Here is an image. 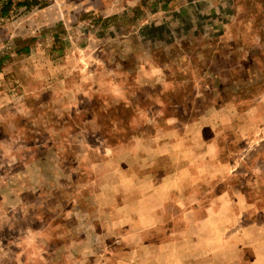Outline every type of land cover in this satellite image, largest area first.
Wrapping results in <instances>:
<instances>
[{"label": "rangeland", "instance_id": "374dc122", "mask_svg": "<svg viewBox=\"0 0 264 264\" xmlns=\"http://www.w3.org/2000/svg\"><path fill=\"white\" fill-rule=\"evenodd\" d=\"M40 2L0 19V264H264V0Z\"/></svg>", "mask_w": 264, "mask_h": 264}, {"label": "trees", "instance_id": "16d2710c", "mask_svg": "<svg viewBox=\"0 0 264 264\" xmlns=\"http://www.w3.org/2000/svg\"><path fill=\"white\" fill-rule=\"evenodd\" d=\"M14 0H0V18L8 15L11 7L13 6ZM15 5L19 6H25L26 8H29L33 5H41L40 0H22L14 3ZM18 52H27L28 48L24 47L19 50Z\"/></svg>", "mask_w": 264, "mask_h": 264}, {"label": "crops", "instance_id": "0c3cea01", "mask_svg": "<svg viewBox=\"0 0 264 264\" xmlns=\"http://www.w3.org/2000/svg\"><path fill=\"white\" fill-rule=\"evenodd\" d=\"M1 19V18H0Z\"/></svg>", "mask_w": 264, "mask_h": 264}]
</instances>
